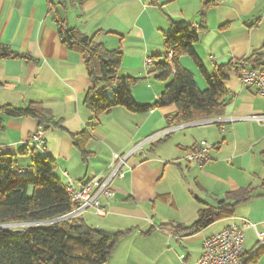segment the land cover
<instances>
[{"label": "crops", "instance_id": "crops-1", "mask_svg": "<svg viewBox=\"0 0 264 264\" xmlns=\"http://www.w3.org/2000/svg\"><path fill=\"white\" fill-rule=\"evenodd\" d=\"M202 2L0 0V45L23 54L0 58V106L24 108L36 103L60 125L43 127L35 118L0 112L1 153L27 148L18 156L25 173L32 158L48 156L63 181L66 173L82 184L108 171L112 153L125 154L140 144L123 167V177L112 182L113 197L101 200L105 216L99 219L105 221L87 223L106 232L128 230L105 264H196L206 237L243 222L251 224L244 229L246 264H264V242L257 235L264 234V124L251 119L264 115V96L254 86L242 84L239 70L232 69L225 81L228 101L217 117L229 121L208 118L168 126L174 105L146 113L115 107L94 117L83 103L92 83L82 56L68 49L59 33L60 28H75L107 49L119 48L118 75L136 78L134 99L151 103L171 78H157L154 66L167 56L163 42L172 25L186 24L194 30L193 51L209 74L217 65L244 60L263 47L264 0H220L203 11ZM179 63L204 90L205 79L191 57L183 55ZM38 129L43 132L44 150L32 145ZM168 129L163 140L146 141ZM81 131L88 133L85 152L71 139V134ZM202 141L212 145L211 159L201 166L184 161L185 152ZM169 176L180 185L183 180L190 189L187 204L179 206L174 191L165 187ZM242 188L252 189V196L243 201L228 196ZM158 200L168 204L167 210H156ZM207 209L225 214L198 231L184 229Z\"/></svg>", "mask_w": 264, "mask_h": 264}, {"label": "trees", "instance_id": "trees-1", "mask_svg": "<svg viewBox=\"0 0 264 264\" xmlns=\"http://www.w3.org/2000/svg\"><path fill=\"white\" fill-rule=\"evenodd\" d=\"M218 1L203 0L202 11ZM59 33L63 44L82 56L86 74L92 83L83 95V103L94 117L115 107H123L133 113H146L168 105L176 108L168 126L221 117L228 101L225 81L229 71L245 66L244 63L256 70L264 68L263 45L246 59L217 65L215 73L209 74L193 51V44L197 41L194 30L186 24L172 25L163 42L165 54L172 50L171 62L166 56L154 66L157 78L163 81L171 78L153 102L138 103L132 93L137 79L117 73L122 60L119 48L107 49L92 36L75 28H60ZM183 55L191 57L203 75L206 82L204 90L197 87L191 72L179 63ZM22 56L20 52L0 45V58ZM107 90L112 92V97L108 96ZM0 112L12 117L35 118L43 127L60 126L48 110L36 103L24 108L0 106ZM87 138L86 131L71 134L73 145L83 152ZM26 151L27 148L17 153L0 152V264H105L116 241L128 230L112 233L94 229L82 215L45 223L67 213L73 206L66 194L64 181L56 174L57 165L52 158H32L27 172H20L22 165L18 163V156ZM228 196L235 201H243L252 196V189L242 188ZM224 214L215 210H200L198 219L184 229L198 231ZM14 223L31 224L17 230L4 226Z\"/></svg>", "mask_w": 264, "mask_h": 264}, {"label": "built area", "instance_id": "built-area-1", "mask_svg": "<svg viewBox=\"0 0 264 264\" xmlns=\"http://www.w3.org/2000/svg\"><path fill=\"white\" fill-rule=\"evenodd\" d=\"M172 50L167 53V60L171 62ZM239 80L244 85L254 86L257 94L264 96V71L240 66ZM251 119L258 123L264 124V115H253ZM229 121L228 119H224ZM224 120L220 118L214 121L219 123ZM171 130V129H170ZM170 130H164L151 135L146 141L158 139L167 135ZM42 130L38 129L32 135V145L40 150L42 146ZM140 144L125 154L112 153L111 162L108 171L103 175L92 177L91 179L77 184L66 173L65 191L73 208L67 213L45 223L67 220L73 217L81 216L86 211H92L97 216H105L101 200H109L113 197L112 182L115 178H122L124 173L123 167L127 164L130 155L138 148ZM211 144L205 141L189 148L183 160L193 162L197 165H203L211 159ZM1 152V147H0ZM23 172L22 170L20 171ZM251 224L243 222L241 225L230 224L224 229L206 237L202 243V253L196 264H246L247 256L244 254V229ZM260 241L264 242V234L257 233Z\"/></svg>", "mask_w": 264, "mask_h": 264}, {"label": "rangeland", "instance_id": "rangeland-1", "mask_svg": "<svg viewBox=\"0 0 264 264\" xmlns=\"http://www.w3.org/2000/svg\"><path fill=\"white\" fill-rule=\"evenodd\" d=\"M109 97H112V93L110 91L107 92ZM111 161V160H110ZM110 161L108 163V165L110 166ZM24 165V164H22ZM108 166V168H109ZM178 177L180 178V174H178ZM168 182H167V186L169 189L174 191V197L178 203L179 206L183 205V204H187L186 202V192L188 190H190L188 188V186L185 184V182L183 180H179L181 182L182 185L178 184L176 182V178L173 176H169L168 178ZM114 181V180H113ZM115 183V181L113 182ZM31 192V190L29 191V193ZM156 210L157 211H165L167 210V205L163 203L162 201L158 200L156 201ZM172 214H176L172 209L170 210ZM82 217L85 218V220L87 221V223L91 226H95L97 225L99 222H104L105 220L103 219H99V216L95 215L94 212L92 211H86L82 214ZM155 221L158 222V219L155 218ZM99 225V224H98ZM25 226V224H20V225H11L9 226L11 229L13 230H17V229H23ZM132 245V244H131Z\"/></svg>", "mask_w": 264, "mask_h": 264}, {"label": "water", "instance_id": "water-1", "mask_svg": "<svg viewBox=\"0 0 264 264\" xmlns=\"http://www.w3.org/2000/svg\"><path fill=\"white\" fill-rule=\"evenodd\" d=\"M20 224H25V225H30L31 223H14V224H7V225H4V226H11V225H20ZM40 224V223H39Z\"/></svg>", "mask_w": 264, "mask_h": 264}]
</instances>
